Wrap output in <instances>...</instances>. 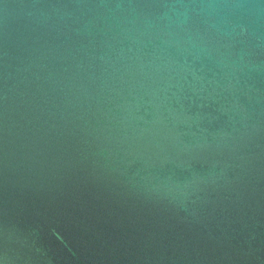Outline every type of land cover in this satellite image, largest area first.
Wrapping results in <instances>:
<instances>
[{
    "label": "water",
    "instance_id": "water-1",
    "mask_svg": "<svg viewBox=\"0 0 264 264\" xmlns=\"http://www.w3.org/2000/svg\"><path fill=\"white\" fill-rule=\"evenodd\" d=\"M0 264H264V0H0Z\"/></svg>",
    "mask_w": 264,
    "mask_h": 264
}]
</instances>
